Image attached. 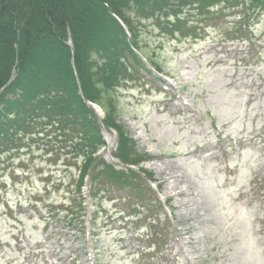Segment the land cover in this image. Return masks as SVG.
Instances as JSON below:
<instances>
[{"label":"rangeland","instance_id":"rangeland-1","mask_svg":"<svg viewBox=\"0 0 264 264\" xmlns=\"http://www.w3.org/2000/svg\"><path fill=\"white\" fill-rule=\"evenodd\" d=\"M260 1L240 32L236 9L215 14L223 3L201 15L185 6L181 16L199 27L178 33L163 16L139 24L154 65L142 59L149 72L122 81L112 100L116 123L147 155L129 165L152 175L144 193L97 192L87 176L79 197L69 184L79 169H65L42 132L0 155V264H264ZM102 134L94 155L126 169L111 154L116 131Z\"/></svg>","mask_w":264,"mask_h":264},{"label":"trees","instance_id":"trees-1","mask_svg":"<svg viewBox=\"0 0 264 264\" xmlns=\"http://www.w3.org/2000/svg\"><path fill=\"white\" fill-rule=\"evenodd\" d=\"M250 2L0 0V155L25 147L20 143L23 137L42 132L60 145L65 169H79L77 178L71 176L69 181L79 197L87 176L97 192L144 193V179L152 175L141 176L129 165H137L147 155L138 151L116 123L112 100L122 81L132 78L140 68L149 72L142 58L154 65L147 49L139 44V24L163 16L166 24L176 25L173 31L178 33L187 25L199 27L181 16L185 6L196 8L201 15L208 6L223 3L225 7H218L215 14L218 17L224 9H236L243 16L234 25L240 32L262 3ZM89 102L100 106L102 119ZM104 128L116 131L118 141L111 154L126 169H117L94 155L105 145ZM149 196L152 198L151 192ZM63 210L73 216L72 211Z\"/></svg>","mask_w":264,"mask_h":264},{"label":"water","instance_id":"water-1","mask_svg":"<svg viewBox=\"0 0 264 264\" xmlns=\"http://www.w3.org/2000/svg\"><path fill=\"white\" fill-rule=\"evenodd\" d=\"M94 107H96V105H94V104H92ZM97 108V110H99V108L98 107H96Z\"/></svg>","mask_w":264,"mask_h":264}]
</instances>
